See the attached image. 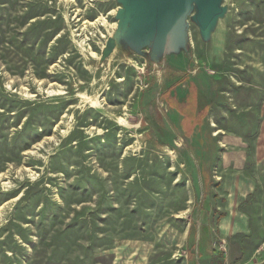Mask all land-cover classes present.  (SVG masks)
I'll return each mask as SVG.
<instances>
[{
	"label": "rangeland",
	"instance_id": "1",
	"mask_svg": "<svg viewBox=\"0 0 264 264\" xmlns=\"http://www.w3.org/2000/svg\"><path fill=\"white\" fill-rule=\"evenodd\" d=\"M128 1L0 0V264H188L201 162L157 102L159 67L192 74L211 102L205 132L240 137L253 160L264 0H220L204 34L193 5L171 56L128 28ZM243 208L251 233L245 248L218 249L228 264L264 258V183Z\"/></svg>",
	"mask_w": 264,
	"mask_h": 264
},
{
	"label": "crops",
	"instance_id": "2",
	"mask_svg": "<svg viewBox=\"0 0 264 264\" xmlns=\"http://www.w3.org/2000/svg\"><path fill=\"white\" fill-rule=\"evenodd\" d=\"M187 36L189 38L188 31ZM176 43L171 44L169 49L167 44H164L170 56L175 52ZM175 56L176 54L173 57ZM168 67H159V70H156L157 102L167 113V123L173 128L176 136L182 140L190 137L189 149L198 153L201 162V215L199 223L193 225L188 232L187 263L228 264L226 258H218L220 252L217 251L221 248L226 250L247 246L251 229L248 211L243 205L255 192L257 185L264 183V137H259L256 141L253 160H249L247 145L239 139L240 137L224 136L223 131L219 129L206 133L204 128L211 119V102L200 90L192 74H185L184 77L185 72L180 68ZM171 74L181 76L161 91L163 79ZM190 107L192 113H188ZM190 120L195 121L194 126H191L192 130L189 126L183 127L185 122ZM163 145L170 146L166 142ZM247 166H250V171ZM244 258L237 264H249L246 254ZM256 264H264V258Z\"/></svg>",
	"mask_w": 264,
	"mask_h": 264
},
{
	"label": "water",
	"instance_id": "3",
	"mask_svg": "<svg viewBox=\"0 0 264 264\" xmlns=\"http://www.w3.org/2000/svg\"><path fill=\"white\" fill-rule=\"evenodd\" d=\"M193 5L197 7L195 19L204 33L222 12L220 0H129L125 23L140 37L155 36L169 47L187 36V16ZM116 45L115 37L109 36L102 59L109 57Z\"/></svg>",
	"mask_w": 264,
	"mask_h": 264
},
{
	"label": "trees",
	"instance_id": "4",
	"mask_svg": "<svg viewBox=\"0 0 264 264\" xmlns=\"http://www.w3.org/2000/svg\"><path fill=\"white\" fill-rule=\"evenodd\" d=\"M169 106H170L171 108H174V106H173L172 104H169ZM194 124H195V121L190 120V124H189V127H188V128H190V130H192V127H191V126H194Z\"/></svg>",
	"mask_w": 264,
	"mask_h": 264
},
{
	"label": "bare ground",
	"instance_id": "5",
	"mask_svg": "<svg viewBox=\"0 0 264 264\" xmlns=\"http://www.w3.org/2000/svg\"><path fill=\"white\" fill-rule=\"evenodd\" d=\"M115 34V33H114ZM87 100H89V98L88 97H85ZM90 101L92 102V103H94V101H92L91 99H90Z\"/></svg>",
	"mask_w": 264,
	"mask_h": 264
}]
</instances>
